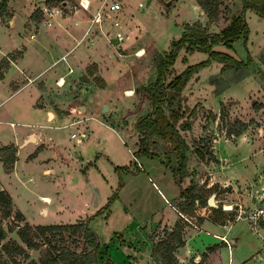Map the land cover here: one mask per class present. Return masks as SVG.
Segmentation results:
<instances>
[{
	"label": "rangeland",
	"instance_id": "374dc122",
	"mask_svg": "<svg viewBox=\"0 0 264 264\" xmlns=\"http://www.w3.org/2000/svg\"><path fill=\"white\" fill-rule=\"evenodd\" d=\"M62 1H68L69 5L64 8ZM119 1L120 8L117 10H110L109 3L104 8L100 21L103 29L99 22H95L89 37H82L79 42L72 41V45L75 42L77 44L73 46L71 54L83 57L84 48L89 40L92 41L91 47L95 53L93 60L87 65L82 64L79 68L82 73L79 70L76 76H69L59 88L43 90L37 101V105L45 101L50 107L49 111H55L58 116L55 121L58 124L51 127L52 135L49 138L52 145L60 149L57 159L63 163H52L60 176L55 180L41 176V167L33 162L25 164L23 150L19 162L22 177L0 172V186L4 184L15 204L12 205L9 216L4 215V206L0 207V221L7 231V239L14 238L18 241L20 238L17 231L26 223L36 226L88 221L89 227L97 233L100 241L98 257L110 259L112 264H151L150 234L156 225V217H160L162 213L166 216L171 211L168 199H172L171 194H175L180 185L170 168H166L163 163L167 159L174 161V155L160 138H148L150 147L158 156L134 155L140 138L134 124L139 117L153 110L145 90L156 79L159 57L168 52L172 43L185 31L201 27L208 32H220L230 22L233 14L241 12L243 4L241 0H221L217 16L210 20L206 13L205 18L196 0H174L169 6L165 5L168 0ZM40 2L11 0V7L18 18L12 26L0 19V36L8 37L10 34L23 42V36L28 35L31 28L36 29L27 14L33 10L35 15H39ZM43 2L47 6H57L64 15H72L80 7L76 0ZM139 2H142L141 6ZM92 6L89 5L90 8ZM7 13H3L4 16L0 13L3 19L8 18ZM48 14L40 15L37 20L43 22L47 16L50 17ZM245 18L249 27L247 41L239 38L230 47L217 44L214 49L227 52L243 61H247L250 55L251 64L240 69L235 64H224L213 59L212 65L201 68L191 76L171 104L167 101L163 103L166 113L172 107L184 110L185 113L177 122L179 132L187 142L189 176L185 179L189 182L193 180L202 190H206L208 198L215 193V203L223 212L220 215L227 218L231 216L224 212L226 206H230L226 209L232 207L230 211L235 212L239 208L235 204L238 201L236 196H226L232 191L234 180L247 185L250 192L257 190V194H261L264 189V18L252 9H246ZM114 21H118V25ZM88 26H91V22H88ZM43 30L44 28L40 30L38 39L43 35ZM117 31L124 38L119 44H114L111 38H116ZM82 32L81 30L80 33ZM208 57L207 52H188L182 48L167 74L166 82L188 65ZM57 68H61L62 72L68 71L65 61L59 62L51 70ZM244 78L243 82L237 83ZM127 90H132V93H126ZM22 93L12 100L14 105L21 104L22 111H13V114L7 116L8 120L15 122L13 125L9 121L0 123V139L11 138L16 129L24 130L26 124L22 126L21 122L44 119L43 112L34 109L31 98ZM76 103L83 104L86 110L80 111L73 107ZM2 107L0 111H3ZM52 118L53 114L50 112L47 121L50 122ZM183 120L189 128L181 127ZM72 132L78 136L85 132L86 136L78 141L77 137L70 136ZM216 139L217 156L224 163L219 159H210L209 153L204 152L214 150L212 145ZM6 146L0 144V161L3 162L5 172L11 167L8 156L11 149H5ZM198 148L205 154L202 161L196 152ZM225 164L226 167L221 166ZM124 165L129 166L130 171L122 172L123 185L119 187L116 168ZM218 171L230 179V182L226 186L214 183L212 188L207 187V183L215 179L212 178L214 172ZM86 176L89 183L84 184ZM90 184L101 189L102 198L106 197L105 204L118 191L107 210L104 209L99 214H96L97 211L105 204L97 209L92 204L94 196L89 201ZM216 191L220 193L216 194ZM41 195L48 196L49 202ZM180 196L181 205L187 206L189 200ZM255 197L251 205L264 206V197ZM178 201L179 198L174 201L177 209ZM223 204H226L225 208ZM44 205L49 209L48 213L46 208L43 210ZM212 208L205 204L201 209L196 208L193 213L192 207L188 213L194 216L192 220H197L200 210L206 211L205 215ZM18 211L22 216L19 217ZM167 229L169 228H155L158 235L156 239L164 238ZM48 236L51 237L50 234ZM59 237L60 240L55 243H62L78 252L86 248L80 234L64 232ZM125 246H131V249L128 250ZM132 247H135L138 255L133 252ZM28 251L30 257L38 259V250L28 248ZM222 252L223 258L227 259V253L224 250ZM3 258L7 262L1 264H12L5 255ZM18 258L22 261V257Z\"/></svg>",
	"mask_w": 264,
	"mask_h": 264
},
{
	"label": "crops",
	"instance_id": "0c3cea01",
	"mask_svg": "<svg viewBox=\"0 0 264 264\" xmlns=\"http://www.w3.org/2000/svg\"><path fill=\"white\" fill-rule=\"evenodd\" d=\"M39 1H41L38 3V6H40L38 10L39 15H35L33 10H30V13L27 14L29 21L36 29L31 28L28 35L23 36V42H20L16 36L10 34L8 37L3 35L0 36V108L9 104L6 107H2L3 111H0V123L4 121H9L11 125L15 123L13 120H8L9 118L7 119V116L13 114V111H22L20 103H16L18 105L12 103L13 98L22 92H24L22 94L31 98V105L34 109L43 112L44 119L37 122H21L22 126L26 124L24 130L16 129L12 133L11 138L0 139V144L13 145L16 147L15 160L12 167L9 171L5 172L3 162L0 161V172L8 175L14 173L18 178H20L19 175L22 177L19 162L21 160V152L25 150V155L23 157L25 164L33 162L36 166L41 167V176L49 180H55L60 174L56 172V168L52 166V163L63 162L57 159L60 149L52 145L53 143L49 136L52 135L50 133L51 127L58 124L57 122L55 123L58 116L55 111H49L48 108L50 107H48L45 101L41 105H37V101L42 96L43 90L50 87L59 88L62 86L59 84L60 78L66 80L69 76H76L82 64L87 65L93 60L95 53L93 52V47H91V43L93 42L90 40L89 44L84 48V57L78 54H71V50L82 37L90 36V29L95 24V22L91 21V18L98 10L101 0H89V5H93L92 8L88 7L85 9L79 5L80 7L77 8L72 15H64L57 6H47V4L43 2L44 0ZM76 1L79 2L80 0ZM68 5V1H62V6L64 8ZM199 7L201 8L200 5ZM49 11L51 12L50 14L46 13ZM201 11L205 14L202 8ZM6 12H8V18L3 19V13L6 14ZM91 13L92 16H89ZM2 14L3 16L0 14V19L5 24L9 26L15 25V19L18 18V14L11 7V0L8 1L7 7ZM46 14L50 15V17L47 16L43 22L42 20H37L40 18V15L45 16ZM88 22H91V26H88ZM100 27L103 29V23L100 24ZM42 28H44V33L41 38L38 39ZM81 30L83 31L82 34L80 33ZM31 34H34V36L31 37ZM74 40L77 42L72 45V41ZM62 61H65V65L67 63V72H62L61 68H57L54 71L51 70L56 64ZM212 63L213 61L210 64L212 65ZM80 72L82 73L81 70L79 73ZM244 80L245 78L237 83L243 82ZM234 84L236 83H233V85ZM50 112H52L53 118L48 122L47 118ZM30 134L34 135L35 140L24 143V139ZM47 139L51 141H47ZM77 140L81 141L78 138ZM217 142L218 139L214 140V144L212 145L214 150L212 152L221 163H224L223 159L217 156ZM200 161H202V159ZM226 165L227 164L221 166L226 167ZM166 168L168 167L166 166ZM170 171L172 172L171 169ZM83 172L86 173L84 170ZM214 174L212 178L215 179H212L209 184L207 183V187L213 186L214 183H221L223 186H226L230 182V179L222 176L220 171L217 173L214 172ZM44 175H46V177ZM31 178L32 175L30 174L29 179ZM87 183H89V178L86 176V183L84 182V184ZM190 184L191 181H187L184 177L181 185L187 187ZM232 184L233 189L231 192H227L228 194L226 196H236V198H238L235 204L241 207L240 209L238 208L240 214L237 215L236 212L233 218L224 219L222 221L215 220L212 211L204 215L206 212L204 210L199 211V219L192 220L194 216L189 215L190 213L188 212H190V209H188V206L184 205L183 207L180 203L182 200L180 188L176 189L175 194H171L172 199H168L171 211H169L166 216L162 213L160 217H156L157 222L153 229L157 227H161L162 229L168 227L171 229L178 221H183L182 238L184 242L173 251L178 264H264V206L259 205L255 207L251 205L256 198L255 196L264 197V189L261 194H257V190H251L252 192L248 191L247 185H241L238 180H234ZM95 188L99 192L97 204L94 205L92 192H90L89 201L91 202L93 200L92 204L98 209L105 202L106 197L102 198L101 189L99 187ZM0 189L7 190L4 184L0 186ZM217 193H220V191H216V194ZM41 196L43 197L46 195ZM178 198L179 201L177 205H179V209L176 208L174 202ZM43 202L47 204L46 201ZM12 203L15 206L13 198ZM204 205L205 204L198 205L197 203L195 209H201ZM207 205H209L210 208L213 207L209 203H207ZM44 206L48 213L49 209L46 205ZM258 208H263V213L257 217H251V211ZM195 209H193L191 213H193ZM225 210L229 211L230 209ZM185 214H188V216ZM186 218L197 226H192ZM224 237L229 241V245L223 239ZM125 248L130 250L131 246H125ZM152 249L150 252L151 264H157L152 256ZM132 250L138 255V251H136L135 247H132ZM223 250L227 253V259L223 258Z\"/></svg>",
	"mask_w": 264,
	"mask_h": 264
},
{
	"label": "trees",
	"instance_id": "16d2710c",
	"mask_svg": "<svg viewBox=\"0 0 264 264\" xmlns=\"http://www.w3.org/2000/svg\"><path fill=\"white\" fill-rule=\"evenodd\" d=\"M8 1L0 0V13L6 9ZM196 1L210 20H213L217 16L221 0ZM241 1L243 4L241 12L233 14L230 22L220 32H208L201 27L189 28L177 41L172 43L171 49L168 52L159 57L156 79L145 90V95L150 100L153 110L139 117L134 124V129L140 134L138 147L134 152L136 157L159 155L150 147L149 137L156 136L168 145L170 152L174 155V161L167 159L163 163L172 170L176 182L180 185L181 195L189 200L187 206L190 210H192V207L195 209L197 203L198 205L207 204L208 196L205 194L206 190H202V187L193 180L189 186H181L183 178L188 176L189 172L187 168V142L181 136L177 122L185 113L184 110L173 107L169 110V113H166L163 103L167 101L171 104L180 94L182 88L191 76L201 68L208 66L212 59L223 62L224 64H235L240 69H244L251 64L252 57L250 55L247 61H243L227 52L214 49V46L217 44L230 47L232 42L239 38H243L245 42L247 41L249 27L245 18L246 9H252L258 16L264 18V0ZM182 48L188 52H207L209 57L200 62L188 65L184 70L174 76L173 79L166 82L167 74ZM262 61L264 63V53L262 55ZM180 125L184 129L189 128V125L184 120ZM5 149H11L8 156L12 167L15 160L16 147L7 145ZM196 152L201 159L204 158L205 154L203 151L198 148ZM204 152L209 153L210 159L218 160L211 150L208 149ZM116 170L119 175L118 186L120 187L123 185L122 172L124 170L130 171V168L124 165L118 166ZM117 193L118 191H115L109 197L107 203L96 214L106 209L110 202L117 196ZM12 205V198L9 192L5 189H0V207L4 206L6 210L4 212L5 216L10 215ZM224 212L229 213L231 217L227 218L220 215L223 213L220 207L212 208L213 217L218 221L231 219L236 213L234 210H226ZM20 216L22 214L19 212ZM183 226V221H178L174 227L167 229L165 237L161 239H156L158 235L155 229L150 234L153 241L152 256L157 264H178L173 251L184 242L182 238ZM64 232L80 234L84 239L86 248L78 252L62 243H55L60 240L59 236ZM17 234L20 241L14 238L7 239V231L2 227L0 221V264L7 262L3 258V255L12 264H112L110 259L98 257L100 241L97 233L89 227L88 221L79 220L73 223H50L38 224L36 226H31L26 223L19 227ZM28 248L39 251L38 259L30 257ZM18 256L22 257V261H20Z\"/></svg>",
	"mask_w": 264,
	"mask_h": 264
},
{
	"label": "built area",
	"instance_id": "2783aa9c",
	"mask_svg": "<svg viewBox=\"0 0 264 264\" xmlns=\"http://www.w3.org/2000/svg\"><path fill=\"white\" fill-rule=\"evenodd\" d=\"M78 3L81 7L85 8V9H87L89 7V0H87L86 3H84L83 0H80ZM108 3H109V9L110 10H117L120 8V1L119 0H103L100 4L98 10L96 11V13L93 14V17L91 18L92 22H100L101 21V18H102L101 16L103 14L102 12ZM139 5L141 6L142 2H139ZM114 24L118 25V21H114ZM33 36H34V34H31V37H33ZM116 38H118L119 41H121V40H123L124 36L120 31H117L116 32ZM70 136L73 138L77 137L79 140H81L82 138H84L86 136V133L85 132L79 133V136H78L75 132H72ZM225 206H226V204H223V208H225ZM240 208L241 207H239V209ZM236 212H237V215L240 214V210H237ZM262 213H263V208H258V209L251 211L250 216L251 217H257L258 215H260ZM187 221H189L192 224V226H197L195 223L191 222V220L187 219ZM223 239L229 245V241L225 237Z\"/></svg>",
	"mask_w": 264,
	"mask_h": 264
},
{
	"label": "water",
	"instance_id": "95a60500",
	"mask_svg": "<svg viewBox=\"0 0 264 264\" xmlns=\"http://www.w3.org/2000/svg\"><path fill=\"white\" fill-rule=\"evenodd\" d=\"M174 0H168L165 2V5L166 6H169L171 5V3L173 2ZM111 42L114 43V44H119V39L118 38H111ZM73 107L79 109L80 111H85L86 110V107L83 105V104H75ZM105 109L107 108V105H105L104 107ZM35 140L34 138V135L33 134H30L26 139H24V143L25 142H28V141H33ZM90 187H91V192H92V195L94 196V205L97 204V201L99 199V192L97 191V189L92 185L90 184ZM215 193H213L209 198H208V203L213 206V207H218V205L215 203ZM45 209V207L43 208V210Z\"/></svg>",
	"mask_w": 264,
	"mask_h": 264
},
{
	"label": "bare ground",
	"instance_id": "6f19581e",
	"mask_svg": "<svg viewBox=\"0 0 264 264\" xmlns=\"http://www.w3.org/2000/svg\"><path fill=\"white\" fill-rule=\"evenodd\" d=\"M84 1V3H86L87 2V0H83ZM64 83V79L63 78H60V80H59V84L61 85V84H63ZM126 93H128V94H131L132 93V90H127V92ZM44 200H46V201H48L50 198L48 197V196H43L42 197ZM49 202V201H48ZM229 208L230 206H226V208Z\"/></svg>",
	"mask_w": 264,
	"mask_h": 264
}]
</instances>
